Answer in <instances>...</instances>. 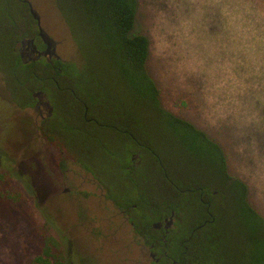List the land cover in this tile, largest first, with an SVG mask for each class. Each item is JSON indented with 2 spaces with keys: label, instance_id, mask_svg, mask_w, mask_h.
Segmentation results:
<instances>
[{
  "label": "rangeland",
  "instance_id": "1",
  "mask_svg": "<svg viewBox=\"0 0 264 264\" xmlns=\"http://www.w3.org/2000/svg\"><path fill=\"white\" fill-rule=\"evenodd\" d=\"M30 1L55 40L57 53L65 59L74 57L73 42L53 2ZM197 8L191 0H139L134 31L149 38L148 70L164 107L221 145L229 173L247 183L251 203L264 215V88L253 90L238 104L232 83L221 72L209 71L202 53L214 30L205 31L196 18ZM5 86L0 73V140L16 122L6 104ZM0 146H7L0 151V175L6 179L0 189H8L17 200L0 197V264H32L45 234L58 240L65 264L148 263L130 225L93 186H80L70 197L64 194L53 201L50 183L31 173L28 152ZM172 159L167 163L176 176H210L205 168L202 172L200 160L177 155ZM219 178L224 177L213 178V187L223 183Z\"/></svg>",
  "mask_w": 264,
  "mask_h": 264
},
{
  "label": "flooded vegetation",
  "instance_id": "2",
  "mask_svg": "<svg viewBox=\"0 0 264 264\" xmlns=\"http://www.w3.org/2000/svg\"><path fill=\"white\" fill-rule=\"evenodd\" d=\"M27 4L31 11V1ZM36 25L37 30L18 43L25 73L12 86H5L6 104L16 122L9 131L13 134L6 131L0 145L28 152L31 173L50 183L53 201L64 194L70 197L80 186H93L130 225L138 247L145 249L147 264H179L173 255L183 244L184 233L194 229L191 221H199L202 228L215 219L211 200L219 191L211 184L217 177L212 173L168 176L164 165L151 161L147 130L135 129L134 124L118 126L125 122L104 112L99 99L91 98L90 94L105 89L70 79L77 76L75 72L82 74L76 55L61 57L47 33L52 44L48 48L38 20ZM67 60L74 62L67 64ZM78 180V186L72 185ZM166 201H175L180 212Z\"/></svg>",
  "mask_w": 264,
  "mask_h": 264
},
{
  "label": "trees",
  "instance_id": "3",
  "mask_svg": "<svg viewBox=\"0 0 264 264\" xmlns=\"http://www.w3.org/2000/svg\"><path fill=\"white\" fill-rule=\"evenodd\" d=\"M51 1L68 29L75 62L81 65L82 74L75 72L77 76L70 79L105 89L90 94L91 98L99 99L104 112L125 122L118 126L144 127L149 133L151 161L164 165L171 178L175 173L167 162L174 155L200 160L214 178H225L214 184L219 191L211 200L215 219L202 228L193 219L194 229L184 233L174 259L179 264H264V215L251 203L247 183L229 173L226 152L217 141L162 103L160 88L148 70L149 38L134 31L139 0ZM36 30V20L24 0H0V73L8 86L25 73L18 43ZM0 178V183L6 181ZM0 197L17 202L8 189H0ZM166 203L179 209L175 201ZM59 251L58 240L45 234L32 264H65Z\"/></svg>",
  "mask_w": 264,
  "mask_h": 264
},
{
  "label": "clouds",
  "instance_id": "4",
  "mask_svg": "<svg viewBox=\"0 0 264 264\" xmlns=\"http://www.w3.org/2000/svg\"><path fill=\"white\" fill-rule=\"evenodd\" d=\"M212 40L202 55L233 85L236 103L264 88V0H191ZM203 62V61H202Z\"/></svg>",
  "mask_w": 264,
  "mask_h": 264
},
{
  "label": "water",
  "instance_id": "5",
  "mask_svg": "<svg viewBox=\"0 0 264 264\" xmlns=\"http://www.w3.org/2000/svg\"><path fill=\"white\" fill-rule=\"evenodd\" d=\"M25 2L27 3H30V0H24ZM31 13L32 15L35 17L36 20H38L39 22V27H40V35L46 40L47 44H48V48L51 47V40H47V32L44 30V28L42 27L41 25V16L40 14L34 9V7L32 6V3H31ZM50 38V36H48ZM31 42L33 43V40H31Z\"/></svg>",
  "mask_w": 264,
  "mask_h": 264
}]
</instances>
